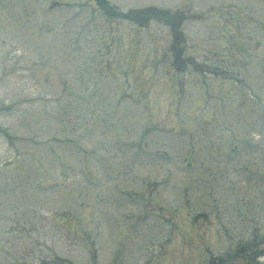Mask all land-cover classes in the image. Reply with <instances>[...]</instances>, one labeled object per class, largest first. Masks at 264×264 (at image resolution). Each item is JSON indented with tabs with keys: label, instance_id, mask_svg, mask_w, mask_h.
<instances>
[{
	"label": "rangeland",
	"instance_id": "obj_1",
	"mask_svg": "<svg viewBox=\"0 0 264 264\" xmlns=\"http://www.w3.org/2000/svg\"><path fill=\"white\" fill-rule=\"evenodd\" d=\"M57 1L50 10L38 9L39 0H7L6 9L0 6V264H204L241 241H264V111L245 92L260 91L264 99V49L235 36L237 27L226 18L235 7V23L255 27L264 37V0H109L122 10L182 9L186 43L175 59L180 71L171 63L167 28L156 20L109 22L98 14L83 49L109 54L93 68L55 52L61 72L74 82H97L100 90L93 94L119 82L116 87L139 100L124 98L116 107L126 141L116 143L126 154L101 122H92L96 128L87 134L89 118L69 122L78 108L69 106L55 120L42 113L46 100L48 112H56L59 97L53 82L59 77L52 73L44 82L47 72L36 65L42 41L67 40L70 30L59 23V10L67 15L79 5ZM12 2L28 8L17 7L16 13ZM91 29L96 39H89ZM228 33L241 53H229L232 44L220 38ZM109 34L118 37L108 39ZM243 55L258 60L248 63ZM100 70L99 79H92ZM208 86L210 97L203 96ZM223 125L230 138L249 134L241 151L232 148L235 142ZM244 156L248 166L237 167L239 157L247 161ZM218 167L222 181L213 204L206 190L216 183L212 174ZM201 174L206 181H194ZM228 176L230 186L223 180ZM189 183L194 186L187 192ZM121 192L130 195L111 198ZM155 202L163 208L152 213ZM259 261L264 264V255Z\"/></svg>",
	"mask_w": 264,
	"mask_h": 264
}]
</instances>
